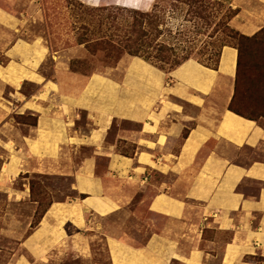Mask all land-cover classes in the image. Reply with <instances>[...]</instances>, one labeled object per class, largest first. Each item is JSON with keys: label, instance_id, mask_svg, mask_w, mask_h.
<instances>
[{"label": "crops", "instance_id": "1", "mask_svg": "<svg viewBox=\"0 0 264 264\" xmlns=\"http://www.w3.org/2000/svg\"><path fill=\"white\" fill-rule=\"evenodd\" d=\"M241 1L231 24L254 34L264 28V0ZM15 2L1 3L13 7ZM27 9L0 6V52L10 65H0V72L19 69L24 61L39 63L51 53L43 38L20 36L35 23L31 19L44 21L42 0H31ZM236 67L232 47L221 50L217 70L189 60L165 73L132 58L120 83L94 76L86 93L63 102L69 117L77 110L86 113V127L72 128L62 112L49 121L53 116L46 108L27 154L52 158L65 148L90 153L71 174L75 192L86 198L51 208L63 215L60 224L73 227L79 238L101 235L110 264H264V127L228 110ZM59 85L43 87L60 96ZM37 141L42 145H34ZM13 166L19 175L17 161ZM137 193L148 199L147 217L159 222L143 245L115 232L101 234L88 218L118 216Z\"/></svg>", "mask_w": 264, "mask_h": 264}, {"label": "rangeland", "instance_id": "2", "mask_svg": "<svg viewBox=\"0 0 264 264\" xmlns=\"http://www.w3.org/2000/svg\"><path fill=\"white\" fill-rule=\"evenodd\" d=\"M15 1L13 7L5 4L7 10L25 13L31 3V0ZM112 1L106 0L104 3L109 4L102 6H115ZM168 1L139 0L142 5L127 3L123 5L121 2L119 7L150 12L155 3L160 5ZM220 1L231 5L232 9H237L236 3L243 5L241 0ZM42 2L45 6L44 21L31 19L35 23L20 36L27 40L43 38L45 46L51 52L50 55L42 58L39 63L24 61L23 67L19 69L18 66H14L9 67L6 72H0V264H110L105 240L101 235L91 237L90 233H86L82 235L83 238H79L73 227L60 224L62 214L51 213V208L55 205L80 199L74 190V179L71 174L81 159L90 154L89 149L82 148L75 152L71 151V148H65L60 150L58 156L37 159L27 154L26 145L31 144L38 135L36 130L40 121L44 122L41 116L46 108L51 109L50 116H53L49 121L54 117H60L62 112L67 116V123L71 124L72 128L86 127L88 123L86 113L77 110L69 117L65 107L67 103L63 102H67V97L77 98L86 93L92 87L94 76H102L114 80L117 84L120 83L133 57L123 55L117 63H113L110 59H104L103 53H93L92 50L87 51L84 45L76 44L75 34L79 33L78 29L80 31L81 27L79 17L89 23L90 28L98 24L96 13L80 16V9L76 6L77 2H83L79 0ZM83 4L89 9L96 7ZM31 7L34 11L37 10L35 5ZM166 24L173 33L183 29L187 31L186 38L179 39L180 47L194 48L193 56L196 58L200 57L199 51L202 48L214 41L209 35L211 31L206 32L207 34L201 31L197 36L190 33H194V29L191 23L185 22L184 14L180 11L172 12L167 9ZM230 26L246 37H252L257 33L251 34L253 30H246L244 27L242 31L231 22ZM109 35L110 32H107L106 36ZM215 51V48L210 47L208 53L215 54ZM0 65L6 66L5 68L10 66L9 60L3 57L2 52ZM249 65L250 71L243 78L245 83L254 82L256 87H244L242 92L248 97L246 101L250 105L247 106L255 110L250 112L241 104L237 108L264 127V49L253 54ZM70 66L76 73L71 71ZM63 70L65 72H61ZM45 84L51 85L52 89H56L55 87L60 84V96L58 92L47 93L43 87ZM41 140L44 143L48 142L43 138ZM40 144V141H37L34 145ZM16 153L19 155V161L15 159ZM14 161L19 164L17 168L20 174L17 176ZM103 163L99 161L100 165ZM147 200L146 197L142 198L141 193H137L134 201L118 216L101 219L92 215L88 218L101 228V234L115 232L122 240L140 246L159 224L154 217H147ZM39 229L40 235L35 236Z\"/></svg>", "mask_w": 264, "mask_h": 264}, {"label": "trees", "instance_id": "3", "mask_svg": "<svg viewBox=\"0 0 264 264\" xmlns=\"http://www.w3.org/2000/svg\"><path fill=\"white\" fill-rule=\"evenodd\" d=\"M0 6L7 10L5 4L0 2ZM100 6L89 9L83 3L77 2L76 7L80 9V16L96 13L98 24L90 28L89 23L79 17L81 27L80 31L78 29L79 33L75 34L76 44L84 45L87 51L103 53V58L110 59L113 63H117L121 56L128 55L141 59L163 72L167 70L165 73L175 70L189 60H195L207 68L217 70L221 50L224 47L234 48L237 51L236 78L234 95L228 110L240 117L257 122L251 116L244 115L237 107L241 104L250 112L255 110L247 106L250 103L247 102L248 97L242 92V88L256 87V84L245 83L243 77L250 71V58L255 52L264 49V28L252 37L241 35L230 26V22L238 15L239 10L232 9L231 5L220 0H169L160 5L155 3L150 12L129 10L116 5V7L114 5ZM167 9L172 12H182L185 22L191 23L194 29V33L188 32L195 36L201 34V31L204 34L211 31L209 35L214 38V41L207 43L208 46L199 51V58L193 56L194 48L180 47L179 39L186 38L187 31L183 29L173 33L166 24ZM107 32H110L109 36H106ZM210 47L216 49L215 54L208 53ZM70 69L76 73L71 66ZM241 96L243 100L240 99ZM244 100L245 103H243ZM79 198L86 197L80 195Z\"/></svg>", "mask_w": 264, "mask_h": 264}]
</instances>
